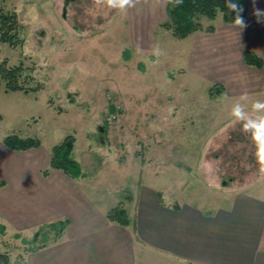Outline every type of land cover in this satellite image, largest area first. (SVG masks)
Here are the masks:
<instances>
[{"label":"rangeland","instance_id":"374dc122","mask_svg":"<svg viewBox=\"0 0 264 264\" xmlns=\"http://www.w3.org/2000/svg\"><path fill=\"white\" fill-rule=\"evenodd\" d=\"M2 1L3 11L16 14L21 43L13 47L1 42L0 61L6 59L9 66L21 62L29 84L42 88L25 93L5 91L0 84V181H6L19 159L18 151L3 143L11 134L38 138L42 150L73 134V156L96 174L97 199L109 206L123 201L130 215L132 206L124 196L136 192L139 178L148 182L152 170L194 167L198 174L192 176L193 184L180 185L175 181L180 177L174 176L165 186L173 187L179 199L205 208L263 177L254 174L260 165L241 123L219 126L224 110L219 106L225 104L229 113L236 98L209 93L218 83L214 72L197 70L200 62L197 68L191 64L196 32L213 24L217 30L211 38H218L220 26L227 24L221 12L211 19L197 15L201 29L184 38L157 25L153 47L141 50L129 38L119 9L97 6L94 0ZM236 43L242 50L255 48L249 36L239 35ZM154 46L162 55L153 54ZM235 47L233 59L241 60L242 50ZM203 149L206 158H199ZM32 230L5 234L0 224V251L8 253L11 264L22 263L26 251L51 241L48 231L49 240L44 241L41 232L30 242Z\"/></svg>","mask_w":264,"mask_h":264},{"label":"crops","instance_id":"0c3cea01","mask_svg":"<svg viewBox=\"0 0 264 264\" xmlns=\"http://www.w3.org/2000/svg\"><path fill=\"white\" fill-rule=\"evenodd\" d=\"M247 4L245 27L227 23L220 26L225 33L220 29L215 39L210 35L217 30L215 25L212 31H197L192 43L197 51L190 58L193 66L201 63L197 70L214 72L209 74L222 85L221 94L242 101L245 110L252 112L255 101H264V15L255 14L257 10L264 13V0H247ZM122 15L135 48L151 49L152 32L167 16L166 0H137L135 7L118 16ZM239 35L254 40V49L243 50L258 54L263 59L261 67L246 64L243 57L234 61L233 44L236 51L243 46L236 43ZM219 107L224 108L219 126L228 129L234 117L225 104ZM40 147L41 143L17 150L19 159L0 185V222L5 234L30 228L34 229L31 235L49 222L68 219V223L56 240L26 251L20 264H264V172H254L263 177L225 193L205 208L179 199L173 187L165 186L174 176L180 177L175 179L180 185L193 184L192 176L198 174L194 167L152 170L153 177L148 182L139 178L136 192L129 194L133 215L126 209L130 223L120 225L107 218L113 205L97 199L96 174L86 171L79 157L74 156L83 175L72 177L49 167L51 149ZM206 153L203 149L198 157L206 158Z\"/></svg>","mask_w":264,"mask_h":264},{"label":"trees","instance_id":"16d2710c","mask_svg":"<svg viewBox=\"0 0 264 264\" xmlns=\"http://www.w3.org/2000/svg\"><path fill=\"white\" fill-rule=\"evenodd\" d=\"M2 0H0V43L6 42L10 46H17L21 43L18 37V25L15 12H6L2 10ZM228 0H182L181 3H175V0H166V19L160 23L162 27L171 31V34L177 38H184L190 33L201 29V25L197 20V15H204L208 18H214L218 12H221L222 19L226 23L235 22L237 13L230 11L226 4ZM237 4L242 11L239 13L242 18L246 15L248 4L247 0H232ZM214 25L210 24L206 27V31H212ZM243 60L248 65H254L261 67L263 65V59L250 49H245L242 52ZM25 67L20 62L16 65H7V60L0 61V84H4L5 91H23L28 93L30 91H38L42 88L41 84L32 86L29 84L30 76L25 73ZM222 91V85L215 83L209 88V93L220 94ZM113 106H110V110H113ZM75 136L73 134H67L61 141L54 144L50 150L49 167L61 169L64 173L72 176L79 177L83 175L80 163L73 156ZM5 146L16 149L25 150L40 145V140L36 137L21 138L15 134L7 135L3 139ZM47 169L43 171L46 173ZM3 184V180L0 181V185ZM125 200L130 199V195L124 196ZM107 218L120 225H128L130 223V217L127 213L126 207L123 201L117 202L110 207L106 212ZM68 219L56 220L40 226V228L34 233L30 242L36 241V239L42 234L43 240H49L46 235L48 231L52 232L50 240H56L66 227ZM43 230V231H42ZM45 230V231H44ZM46 243H42L41 246ZM40 246V247H41ZM0 264H11L9 255L7 252L0 251Z\"/></svg>","mask_w":264,"mask_h":264},{"label":"clouds","instance_id":"9594fccd","mask_svg":"<svg viewBox=\"0 0 264 264\" xmlns=\"http://www.w3.org/2000/svg\"><path fill=\"white\" fill-rule=\"evenodd\" d=\"M137 0H94L97 6H107L110 9H119L120 12H126L128 8L135 7ZM182 0H175V3L179 4ZM227 8L237 13L236 24L243 28L245 22L239 13L242 9L232 0H228L226 4ZM257 16L264 15L259 10L255 13ZM153 54L156 56L162 55L158 46H154ZM241 99H246L242 97ZM230 115L234 117V122L241 123L242 131L249 134L254 147L255 157L260 165V171L264 172V101H255L252 104V114L248 113L244 106L237 102L232 105Z\"/></svg>","mask_w":264,"mask_h":264},{"label":"built area","instance_id":"2783aa9c","mask_svg":"<svg viewBox=\"0 0 264 264\" xmlns=\"http://www.w3.org/2000/svg\"><path fill=\"white\" fill-rule=\"evenodd\" d=\"M115 116V113H113L112 115H111V117H114Z\"/></svg>","mask_w":264,"mask_h":264}]
</instances>
